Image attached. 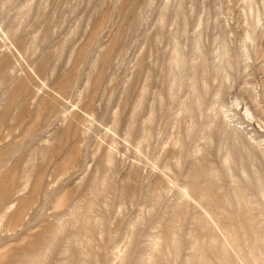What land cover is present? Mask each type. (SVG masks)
<instances>
[{"label": "rangeland", "instance_id": "1", "mask_svg": "<svg viewBox=\"0 0 264 264\" xmlns=\"http://www.w3.org/2000/svg\"><path fill=\"white\" fill-rule=\"evenodd\" d=\"M0 264H264V0H0Z\"/></svg>", "mask_w": 264, "mask_h": 264}, {"label": "bare ground", "instance_id": "2", "mask_svg": "<svg viewBox=\"0 0 264 264\" xmlns=\"http://www.w3.org/2000/svg\"><path fill=\"white\" fill-rule=\"evenodd\" d=\"M185 190V189H184ZM186 194V193H185ZM188 194V193H187Z\"/></svg>", "mask_w": 264, "mask_h": 264}]
</instances>
